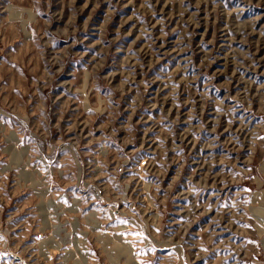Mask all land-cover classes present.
Wrapping results in <instances>:
<instances>
[{
  "label": "rangeland",
  "instance_id": "rangeland-1",
  "mask_svg": "<svg viewBox=\"0 0 264 264\" xmlns=\"http://www.w3.org/2000/svg\"><path fill=\"white\" fill-rule=\"evenodd\" d=\"M0 264H264V0H0Z\"/></svg>",
  "mask_w": 264,
  "mask_h": 264
}]
</instances>
